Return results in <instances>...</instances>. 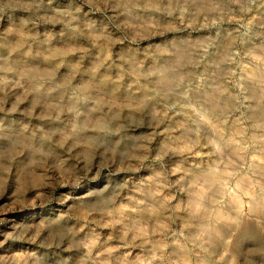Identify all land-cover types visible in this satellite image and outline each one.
<instances>
[{
  "label": "rangeland",
  "instance_id": "obj_1",
  "mask_svg": "<svg viewBox=\"0 0 264 264\" xmlns=\"http://www.w3.org/2000/svg\"><path fill=\"white\" fill-rule=\"evenodd\" d=\"M263 102L264 0H0V264H264Z\"/></svg>",
  "mask_w": 264,
  "mask_h": 264
},
{
  "label": "bare ground",
  "instance_id": "obj_2",
  "mask_svg": "<svg viewBox=\"0 0 264 264\" xmlns=\"http://www.w3.org/2000/svg\"><path fill=\"white\" fill-rule=\"evenodd\" d=\"M182 56V55H181ZM160 71H158V73H159ZM176 74V69H174V68H166V69H163V70H161V72H160V74H159V77L161 78V79H163V80H165V82L167 81L168 83H166V84H169L168 86L169 87H171V89H174L175 87H176V84H175V82H173L172 80H171V78H173L174 76L173 75H175ZM173 76V77H172ZM175 79H176V76L174 77ZM264 103V102H263ZM262 104V103H261ZM262 106H264L263 104H262ZM151 110V109H150ZM152 111V110H151ZM153 112V111H152ZM103 124H105V123H99V124H97V126H101V125H103ZM212 179H214L215 180V176L213 175V176H211V180ZM213 181V180H212Z\"/></svg>",
  "mask_w": 264,
  "mask_h": 264
}]
</instances>
